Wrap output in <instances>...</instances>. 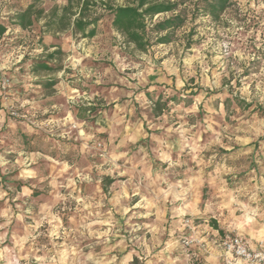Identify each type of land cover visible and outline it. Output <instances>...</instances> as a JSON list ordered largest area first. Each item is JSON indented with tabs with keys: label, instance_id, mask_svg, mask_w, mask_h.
Here are the masks:
<instances>
[{
	"label": "clouds",
	"instance_id": "1",
	"mask_svg": "<svg viewBox=\"0 0 264 264\" xmlns=\"http://www.w3.org/2000/svg\"><path fill=\"white\" fill-rule=\"evenodd\" d=\"M0 264H264V0H0Z\"/></svg>",
	"mask_w": 264,
	"mask_h": 264
}]
</instances>
